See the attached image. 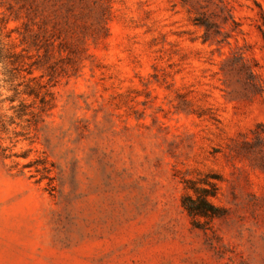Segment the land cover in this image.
<instances>
[{
    "label": "rangeland",
    "instance_id": "rangeland-1",
    "mask_svg": "<svg viewBox=\"0 0 264 264\" xmlns=\"http://www.w3.org/2000/svg\"><path fill=\"white\" fill-rule=\"evenodd\" d=\"M21 5L0 0V264H264V0H35L47 52Z\"/></svg>",
    "mask_w": 264,
    "mask_h": 264
},
{
    "label": "trees",
    "instance_id": "trees-1",
    "mask_svg": "<svg viewBox=\"0 0 264 264\" xmlns=\"http://www.w3.org/2000/svg\"><path fill=\"white\" fill-rule=\"evenodd\" d=\"M35 0H22V5L20 7L21 11L24 13V18L26 22L23 23V32L20 33L21 44L29 43L31 46L36 47V44H40L38 42L39 34L45 32V27L42 24H37L33 21L34 16L33 12H36V7L33 6ZM1 24V22H0ZM197 25L205 26V28H209V25H205L204 23H197ZM37 29L35 31L33 27ZM2 27L0 25V33ZM37 49L44 48L45 52H47L45 45H40L36 47ZM1 52V51H0ZM5 56L0 53V61H4ZM194 193V198L191 196H184L181 200V206L185 210L188 216L190 217H216L218 215V211L215 207L210 203L209 198L213 197L214 194L202 190H197L194 187H189Z\"/></svg>",
    "mask_w": 264,
    "mask_h": 264
}]
</instances>
